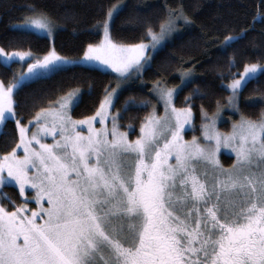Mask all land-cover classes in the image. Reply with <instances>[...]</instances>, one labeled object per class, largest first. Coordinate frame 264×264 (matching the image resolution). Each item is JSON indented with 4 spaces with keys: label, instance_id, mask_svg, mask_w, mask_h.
<instances>
[{
    "label": "snow or ice",
    "instance_id": "snow-or-ice-1",
    "mask_svg": "<svg viewBox=\"0 0 264 264\" xmlns=\"http://www.w3.org/2000/svg\"><path fill=\"white\" fill-rule=\"evenodd\" d=\"M120 7L117 0L94 22L103 36L82 56L0 47V65L32 60L7 83L0 80V135L10 120L18 133L10 150L0 152V196L8 201L0 203V264H264V107L253 116L238 102L264 63H244L242 71L228 73L233 78L225 104L217 100L211 113L200 105L199 137L186 139L184 132L192 125L195 99L207 92L192 85L183 105L174 103L196 79L190 69L179 72L177 85L154 82L149 95L163 103L160 114L147 97L132 95L112 111L120 85L109 84L91 115H71L83 91L76 87L38 108L27 124L17 118L14 90L25 82L95 62L127 80L150 63L180 22L191 23L182 8L170 10L158 26L129 13L130 23L145 27L148 42L118 43L110 27ZM28 8L19 27L51 35L55 20L35 5ZM245 31L228 32L220 45L231 47ZM228 64L235 66L231 55ZM259 97L264 103V92ZM225 106L239 117L227 132L217 127ZM141 107L149 111L129 139L120 116ZM222 148L235 155L227 167L219 159ZM7 185L18 188L20 203L3 193ZM28 188L32 196L25 195Z\"/></svg>",
    "mask_w": 264,
    "mask_h": 264
},
{
    "label": "trees",
    "instance_id": "trees-1",
    "mask_svg": "<svg viewBox=\"0 0 264 264\" xmlns=\"http://www.w3.org/2000/svg\"><path fill=\"white\" fill-rule=\"evenodd\" d=\"M113 3H117V0H0V46L6 50L30 51L35 55H43L54 48L63 56H82L88 43H98L102 38V27H95L94 22L102 19L103 12ZM119 3H122V7L115 14L110 28L111 37L118 43L134 44L149 39L145 27L129 22V13L137 14L145 26H158L170 10L182 8L191 23H187L181 34L154 55L152 63L145 69L146 86H132L122 91L114 111L120 108L126 96L147 97L153 101L149 93L155 81L160 79L169 86L177 85L180 83L179 72L190 69L196 79L179 91L175 103L182 106L192 85H199L207 92V95L195 99L193 107L195 120L201 121V104L209 113L215 110L217 100L225 104L229 95L226 84L233 78L229 72L242 71L244 63H264V0H119ZM29 5L47 11L55 20L58 29L53 40L14 26L28 14ZM241 29L246 31L231 47L224 49L220 45L219 41L228 32ZM230 55L235 63L231 68L228 64ZM14 71H18V62L10 68L0 65V80L7 83ZM109 84H114L111 72L87 65L67 67L20 86L14 93L16 116L20 118L22 115L21 123H27L38 108L47 107L48 101L76 87L83 91L81 102L72 109L73 117L91 115ZM260 92H264V72L249 80L240 93L241 111L255 116L264 107ZM148 111L149 108L141 107L124 112L120 116L122 129L128 131L130 137H136L140 119ZM4 127L6 135H0V152L10 150L14 139L18 138L14 121H8ZM2 191L17 203L21 202L15 186H4ZM1 203L7 204L8 201L1 196Z\"/></svg>",
    "mask_w": 264,
    "mask_h": 264
},
{
    "label": "rangeland",
    "instance_id": "rangeland-1",
    "mask_svg": "<svg viewBox=\"0 0 264 264\" xmlns=\"http://www.w3.org/2000/svg\"><path fill=\"white\" fill-rule=\"evenodd\" d=\"M120 5H121V7H122V3H120ZM121 7H120V9H121ZM119 9V10H120ZM115 16V15H114ZM114 16H113V18H114ZM113 18H112V20H111V24H112V21H113ZM21 24V21L20 22H18V23H16L14 26L16 27V28H19V29H24V30H31V31H34V32H37V33H39V34H41V35H44V36H47V37H49L50 39H52L53 40V38H54V36H55V33H56V31H57V29H58V25H57V23H56V25H55V27L53 28V30H52V34L51 35H49L47 32H45V31H43V30H37V29H35L34 27H32V26H25V27H19V25ZM188 24H185L184 22H180L178 25H177V31L173 34V35H171L170 37H169V40H168V42L167 43H169L170 41H172L177 35H179V34H181L183 31H184V29H185V27L187 26ZM111 28V27H110ZM101 30H102V28H101ZM102 36H103V30H102ZM144 42H148V40H145ZM167 43H165V44H163L160 48H158V50L157 51H159L162 47H164ZM1 47V46H0ZM53 49V48H52ZM148 51H150V50H148ZM157 51L155 52V54L157 53ZM33 54V53H32ZM154 54V55H155ZM154 55H151L150 56V63H145L137 72H134L133 74H132V76H130V77H128L127 78V80H123V81H121V80H119L118 79V76H119V74H117V73H115V71L113 70V69H111V68H109L108 66H106V65H104V64H102L101 62H95L94 64H92V65H87V66H91V67H96V68H100V69H102V70H105V71H108V72H111L113 75H114V84H113V87H115L117 84H119L120 85V87H119V89H118V92H119V95H120V93L122 92V91H124L125 89H127V88H130V87H132V86H138V87H145L146 86V83H145V79H144V73H145V69L152 63V60H153V57H154ZM34 56H35V54H34ZM42 56V55H41ZM17 62H18V71L19 70H23L24 68H27V64L28 63H31L32 62V60H30V59H27L26 58V62H20L19 60H17ZM193 72V71H192ZM262 72H259L258 73V75L259 74H261ZM257 75V76H258ZM248 82V81H247ZM26 83V82H25ZM154 84V83H153ZM153 84H152V86L150 87V91L152 90V88H153ZM110 90V89H109ZM15 91L16 90H14V93H15ZM230 94V93H229ZM175 98H176V95L174 96V103H175ZM239 99H240V94H239ZM14 100H15V98H14ZM240 100H238V102H239ZM152 104H156V111H157V114H160V113H162L163 111H164V106H163V103L161 102V103H159V104H157V101H156V98H155V96H153V101H152ZM176 104V103H175ZM177 106V105H176ZM239 106H240V103H239ZM151 107V106H150ZM114 109V108H113ZM112 109V111H114ZM71 115H72V111H71ZM73 116V115H72ZM239 117H238V115L237 114H235L234 113V111L233 110H231V109H228L226 106L222 109V112H221V117L220 118H218L217 119V127L220 129V130H222V127H226V128H229V130H230V128H231V121L232 120H236V119H238ZM194 121H195V116H194V113H193V121H192V125L189 127V128H187L186 130H185V132H184V136H185V138L186 139H188V138H190L191 136H193V135H196V136H200V132L198 133V132H196V131H193V127H194ZM29 122V121H28ZM27 122V123H28ZM27 123H25V124H27ZM35 125H32V127H34ZM96 126L97 127H99V124H96ZM121 130L122 131H125V130H123L122 129V127H121ZM29 131H31V129H29ZM223 131V130H222ZM135 138V137H134ZM129 139H133L132 137H130V135H129ZM45 141L46 142H48V143H51L52 141H51V137H47V138H45ZM20 154H22V152L20 153ZM223 154H225V155H229V156H232L231 157V159L232 160H234L235 159V155L231 152V150L230 149H221V151L218 153V155H219V159L221 160L222 159V157H223ZM12 186H14V185H12ZM4 187V186H3ZM2 187V188H3ZM17 188V187H16ZM18 189V188H17ZM25 195L26 196H32L33 195V192H32V190L30 189V188H28V189H26V192H25ZM25 202H27V201H25ZM0 203H1V196H0ZM29 203V207L30 208H32V207H35L36 205H35V203L34 202H28Z\"/></svg>",
    "mask_w": 264,
    "mask_h": 264
},
{
    "label": "flooded vegetation",
    "instance_id": "flooded-vegetation-1",
    "mask_svg": "<svg viewBox=\"0 0 264 264\" xmlns=\"http://www.w3.org/2000/svg\"><path fill=\"white\" fill-rule=\"evenodd\" d=\"M200 123H201V121H194V127L192 128L193 129V131H196V132H200V127H199V125H200ZM222 130L224 131V132H227V131H229V128H226V127H222ZM231 157L232 156H229V155H225V154H223V157H222V159L220 160L221 161V163L225 166V167H227V166H229V165H231L232 164V159H231Z\"/></svg>",
    "mask_w": 264,
    "mask_h": 264
}]
</instances>
